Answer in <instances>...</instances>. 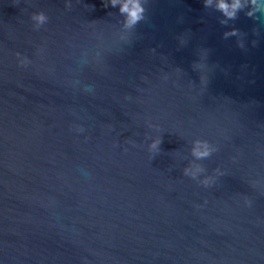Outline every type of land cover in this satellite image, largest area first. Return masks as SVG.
I'll return each instance as SVG.
<instances>
[{
    "label": "water",
    "instance_id": "obj_1",
    "mask_svg": "<svg viewBox=\"0 0 264 264\" xmlns=\"http://www.w3.org/2000/svg\"><path fill=\"white\" fill-rule=\"evenodd\" d=\"M234 2L0 0V264H264V0Z\"/></svg>",
    "mask_w": 264,
    "mask_h": 264
},
{
    "label": "clouds",
    "instance_id": "obj_2",
    "mask_svg": "<svg viewBox=\"0 0 264 264\" xmlns=\"http://www.w3.org/2000/svg\"><path fill=\"white\" fill-rule=\"evenodd\" d=\"M252 3L255 5V0H252ZM219 7L222 9V10H226V5L221 3L219 5ZM241 7L240 3H239V0H235V2L233 3L232 5V11H227L226 14L229 16V17H234V14H235V10L237 8ZM254 11H257V12H261V11H264V8H254ZM138 12H139V9H137V11H133L132 14H131V18L128 20V23H136L139 19V15H138ZM248 16H252L253 15V12L250 11L248 13H246ZM41 19H43V17H41Z\"/></svg>",
    "mask_w": 264,
    "mask_h": 264
}]
</instances>
